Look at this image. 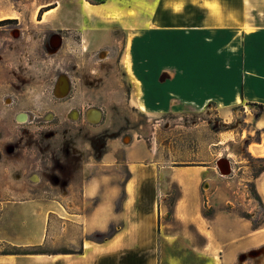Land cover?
Returning <instances> with one entry per match:
<instances>
[{"label":"crops","instance_id":"obj_1","mask_svg":"<svg viewBox=\"0 0 264 264\" xmlns=\"http://www.w3.org/2000/svg\"><path fill=\"white\" fill-rule=\"evenodd\" d=\"M83 1L114 14L81 15L82 34L95 48H109L105 60L117 53L115 35L136 34L131 65L138 81L130 84L132 94L141 92L140 112L156 124L213 109L225 125L243 112L245 152L264 158V0ZM258 105L263 111L255 115ZM125 146L127 178L88 179L82 201L91 208L69 214L80 232L78 253H17L45 244L54 212L37 199H0V264H264V224L243 217L242 202L230 206L239 185L218 160L170 165L146 140L130 138ZM252 185L264 209V170ZM110 228V238L89 239Z\"/></svg>","mask_w":264,"mask_h":264},{"label":"rangeland","instance_id":"obj_2","mask_svg":"<svg viewBox=\"0 0 264 264\" xmlns=\"http://www.w3.org/2000/svg\"><path fill=\"white\" fill-rule=\"evenodd\" d=\"M83 3L0 0V21L14 20L0 26V199H37L45 210H53L44 249H78L79 228L68 220L69 214L91 208L82 201L88 179L105 177L119 184L127 178L124 153L130 138L156 146L157 160L170 165L227 159L232 172L226 179L251 190L252 179L263 164L245 152L247 139L240 138L247 126L243 112L228 125L213 109L193 112L183 120L163 117L155 124L140 112L145 111L139 101L141 92L134 95L131 90L130 80H137L131 65L136 34L115 35L116 55L99 59V52L109 48H95L82 34ZM54 33L63 37L57 52L47 45ZM104 39L99 36L97 42ZM140 45L144 63V43ZM60 75L71 81L70 93L63 99L56 96ZM88 109L99 112L95 120L89 116L88 121ZM71 110L79 111L78 119L71 118ZM252 111L257 115L263 110ZM24 114L25 121L17 119ZM173 198L167 201L170 206ZM235 201L242 202V196L237 195ZM240 208L255 226L264 224L260 205L255 210Z\"/></svg>","mask_w":264,"mask_h":264},{"label":"trees","instance_id":"obj_3","mask_svg":"<svg viewBox=\"0 0 264 264\" xmlns=\"http://www.w3.org/2000/svg\"><path fill=\"white\" fill-rule=\"evenodd\" d=\"M14 21H11V20H4V21H0V26H3V25H6V24H9V23H12ZM261 111L263 110V106L262 105H258L257 106ZM258 162L262 163L263 164V167H261V169L259 171L256 172L254 178L262 171L264 170V158H261V159H257ZM251 192L254 196V198L257 200V202L259 203V205L262 207L261 205V202H260V199L259 197L257 196L256 192H255V189L253 187V185L251 186ZM263 209V207H262ZM264 210V209H263ZM243 217H246V218H250L248 215L246 214H242ZM254 223V222H253ZM115 233V230L114 228H110L109 229V232L107 234H95L93 236V238H91L90 240L92 241H103L105 239H108L110 238L113 234ZM99 235H101L100 237L101 240H96V238L99 237ZM17 253H20V254H47V255H50V254H57V253H61V254H71V253H78V252H74V251H70V250H67V249H61L59 251H47L44 249V244L41 245V246H34V247H29V248H25V249H18L16 250Z\"/></svg>","mask_w":264,"mask_h":264},{"label":"flooded vegetation","instance_id":"obj_4","mask_svg":"<svg viewBox=\"0 0 264 264\" xmlns=\"http://www.w3.org/2000/svg\"><path fill=\"white\" fill-rule=\"evenodd\" d=\"M49 12V11H48ZM7 19V18H6ZM4 21V20H3ZM11 21H14V20H11ZM9 24H11V23H9ZM14 32H17L18 33V35H20V33H19V31H14ZM53 35H57V36H60L61 37V44L57 47V48H53L52 46H51V42H52V39L55 37H53L52 38V36ZM52 38V39H51ZM63 37L60 35V34H58V33H54V34H51L50 36H49V38H48V43H47V45H48V48L52 51V52H57V51H59L60 49H61V47H62V42H63V39H62ZM54 49H56V50H54ZM103 53V51H100L99 52V54H98V57L100 58V55ZM106 55H107V53H106ZM55 87H57V98L59 97V98H61V99H63V98H65V97H67L68 95H69V93H70V89H71V81H69V78L67 77V76H63V75H60V76H58V78H57V81H56V85H55ZM63 89H65V90H63ZM67 92V94L64 96L63 94H65ZM91 110V109H90ZM87 110V119H88V121H90L89 120V116H90V114L94 111L95 112V114L97 115V113H96V111L95 110ZM69 115L71 116V118H76V119H78L79 118V116H80V113H79V111H77V110H71L70 112H69ZM98 117V116H97ZM17 119H20L21 121H25V119H27V116L24 114V115H20V116H18L17 117Z\"/></svg>","mask_w":264,"mask_h":264},{"label":"bare ground","instance_id":"obj_5","mask_svg":"<svg viewBox=\"0 0 264 264\" xmlns=\"http://www.w3.org/2000/svg\"><path fill=\"white\" fill-rule=\"evenodd\" d=\"M81 8H82V10H83V13L85 12V13H87V14H93V13H95V14H105V13H107V15H109V16H114V14H112V13L109 14V12H104L105 10H102L103 8H92V7L89 6V4L86 3V2H84V3L81 5ZM14 34H15V35H18L17 32L14 33ZM62 39H63V38H62ZM60 44H61V37H60V36H55V37L52 39L51 46H52L53 48H57ZM105 55H106V53L103 52L100 56L105 57ZM124 62H125L126 65H128V64H127V59H125ZM63 90H65V89H63ZM90 117H91V120H92V119L95 120V119L97 118V115L95 114V112H92V113L90 114ZM124 140H125V139H124ZM223 170H224V171H226V170L229 171V168H228V165H227V164L224 166V169H223Z\"/></svg>","mask_w":264,"mask_h":264},{"label":"built area","instance_id":"obj_6","mask_svg":"<svg viewBox=\"0 0 264 264\" xmlns=\"http://www.w3.org/2000/svg\"><path fill=\"white\" fill-rule=\"evenodd\" d=\"M239 194H241L242 196V203L244 204V206L247 208H252V210H255L254 208L256 207V205H259V203L257 202V200L254 198L251 190H248L246 188V186H242L238 189ZM208 201V195L205 194V203ZM237 202V201H235ZM234 202V203H235ZM234 203H231L230 206H232ZM248 212V211H247ZM249 213V212H248Z\"/></svg>","mask_w":264,"mask_h":264},{"label":"water","instance_id":"obj_7","mask_svg":"<svg viewBox=\"0 0 264 264\" xmlns=\"http://www.w3.org/2000/svg\"><path fill=\"white\" fill-rule=\"evenodd\" d=\"M54 36H57V35H53L52 36V38L54 37ZM51 38V39H52ZM54 50H56V49H54ZM67 94V92L65 93V94H63L64 96ZM127 137H125L124 139H126ZM228 165V168H229V171L228 170H226V171H224L223 169H224V166L225 165ZM217 166H218V168L220 169V171H221V173L223 174V175H228L229 173H230V164H229V161L227 160V159H219L218 161H217Z\"/></svg>","mask_w":264,"mask_h":264}]
</instances>
